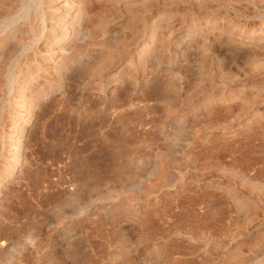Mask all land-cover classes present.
I'll return each instance as SVG.
<instances>
[{
    "label": "rangeland",
    "instance_id": "rangeland-1",
    "mask_svg": "<svg viewBox=\"0 0 264 264\" xmlns=\"http://www.w3.org/2000/svg\"><path fill=\"white\" fill-rule=\"evenodd\" d=\"M133 1L0 14V264H264V3Z\"/></svg>",
    "mask_w": 264,
    "mask_h": 264
},
{
    "label": "bare ground",
    "instance_id": "bare-ground-1",
    "mask_svg": "<svg viewBox=\"0 0 264 264\" xmlns=\"http://www.w3.org/2000/svg\"><path fill=\"white\" fill-rule=\"evenodd\" d=\"M91 1H93V0H61V2L63 3V6L64 7H66V8H69L70 6H72V7H75V14H74V16H73V18H74V21H75V24H77V26L82 30V32L84 33V36H86L87 38H92V36H93V34H94V32H95V30H99L100 29V31L101 30H104V31H102V37H103V40H110V38L109 37H107V32H106V30H107V27H108V24H109V20H110V18L112 17V16H115L114 15V13H115V4L117 3V1H120V0H107V2L109 3V9H108V11L107 12H104V11H91V10H89L88 8H89V6H88V4H90L91 3ZM128 1H130V0H128ZM133 1V0H132ZM171 1V0H170ZM178 1V0H177ZM208 1H217V0H208ZM241 1V0H240ZM248 1V4H254V3H257V2H262V3H264V0H247ZM94 2V1H93ZM122 2V1H121ZM123 2H125V1H123ZM122 2V3H123ZM134 2V1H133ZM165 2H166V0H165ZM203 3V2H202ZM209 3V2H208ZM9 4V0H0V14L1 13H3V12H6V10H8L7 8V5ZM155 4V3H154ZM10 5V4H9ZM8 5V6H9ZM12 5V4H11ZM10 5V6H11ZM135 5V4H134ZM168 5V4H167ZM166 5V6H167ZM171 5V4H170ZM169 5V6H170ZM174 5V4H173ZM150 6H152V5H150ZM172 6V5H171ZM13 8H14V6H12ZM125 7V6H124ZM156 7V6H155ZM10 8V7H9ZM95 9V8H94ZM11 11V10H10ZM10 11H9V13H7V14H11L10 13ZM175 11V10H174ZM114 12V13H113ZM17 13V12H16ZM52 13V12H51ZM141 13V12H140ZM113 14V15H112ZM157 14V13H156ZM170 14V13H169ZM54 15V14H53ZM4 16V15H3ZM7 16H9V15H7ZM5 17V16H4ZM3 17V18H4ZM21 17V16H20ZM27 17V16H26ZM209 17V16H208ZM8 18V17H7ZM114 18V17H113ZM112 18V19H113ZM147 18V17H146ZM149 18V17H148ZM2 19V18H1ZM1 19H0V21H1ZM191 19V18H190ZM5 20V19H4ZM25 20H27V19H25ZM33 20V19H32ZM148 20V19H147ZM207 20V19H206ZM190 21V20H189ZM3 22V21H2ZM197 22V21H196ZM195 22V23H196ZM193 23H194V21H193ZM194 23V24H195ZM29 24H31V23H29ZM218 24V23H217ZM217 24H216V20H208V21H206V26L204 25V29H205V31L206 32H204V33H200V35H201V37H202V39H203V41L201 40V42H202V45H203V49L206 51V52H208V53H211V52H214L215 53V47H216V45L218 44V41H217V39L215 38V36H214V38H212L213 37V35L217 32L218 33V36L222 33V31L220 30V28H218V26H217ZM22 25H24V24H22ZM21 25V26H22ZM193 25V24H192ZM163 26V25H162ZM199 26V25H198ZM197 26V27H198ZM14 27V26H13ZM29 27V26H28ZM27 27V28H28ZM8 28H10V27H8ZM19 28H21V27H19ZM30 28V27H29ZM203 28H201V30L203 29ZM7 29V28H6ZM30 29H32V27L30 28ZM167 29L168 30H172V28H171V26L169 25L168 27H167ZM166 29V30H167ZM198 29V28H197ZM200 29V28H199ZM4 30V29H3ZM2 30V31H3ZM10 30V29H9ZM20 30V29H19ZM21 30H22V32L24 31V28L22 29L21 28ZM20 30V31H21ZM33 30V29H32ZM46 30V29H45ZM8 31V30H7ZM196 31V30H195ZM4 32V31H3ZM27 32V31H26ZM81 32V31H80ZM109 32V31H108ZM194 32V31H193ZM200 32H202V31H200ZM5 33L7 34L8 32H6L5 31ZM23 33H25V32H23ZM32 33H33V31H32ZM45 33V32H44ZM157 31L155 32L153 29H152V31L151 32H149V34H148V38L151 40V42L153 43L155 40H157V42H159V44H160V47H161V45H164V44H167V43H169V41L171 40V38L168 36L167 38H164V36H162V37H158L157 36ZM198 33H199V30H198ZM1 34V33H0ZM5 34V35H6ZM13 34H14V31H10L8 34H7V36L4 38V39H1V41H0V43L2 44L3 42H4V40H7V38H12L13 37ZM16 34V33H15ZM18 34V33H17ZM19 34L20 35H22V33L21 32H19ZM40 34V33H39ZM80 34V33H79ZM159 34V33H158ZM24 35V34H23ZM22 35V36H23ZM69 35H71L70 37L71 38H69V39H71V40H74L75 38H76V33H74V32H72V33H70V34H66L65 36H64V39H67L68 37H69ZM217 35V34H216ZM171 36V35H170ZM242 36V35H241ZM1 37V36H0ZM4 37V36H3ZM19 37V36H18ZM25 37V36H24ZM30 37H32L31 36V33H30ZM43 37V36H42ZM49 36H47V38H48ZM122 37V36H121ZM235 37H236V35H235ZM258 37V36H257ZM44 38V37H43ZM81 38H82V36H81ZM117 38H119V37H117ZM189 38V37H188ZM191 39V38H190ZM240 39V38H239ZM241 39H242V37H241ZM70 40V41H71ZM112 40V39H111ZM230 40V39H229ZM235 41H236V39H235ZM238 41V40H237ZM188 42H190V41H188ZM232 42V41H231ZM49 43H51V42H49ZM130 43V42H129ZM235 43V42H234ZM45 44V43H44ZM158 44V43H157ZM240 44V43H239ZM73 45H75V44H73ZM81 45H83L84 46V44L83 43H81ZM101 45L103 46V47H106L107 48V52H106V55H113L114 53H116V52H120V50L121 49H123L125 46H126V43H125V39L124 38H121V39H118L117 40V42L115 43V40H114V42L113 43H111V44H109V43H106V42H102L101 43ZM48 46V45H47ZM233 46V45H232ZM235 46V45H234ZM58 47V46H57ZM95 47V46H94ZM185 47V46H184ZM189 47H191L190 45H189ZM52 48V47H51ZM97 48V47H96ZM187 48H188V46H187ZM62 49V48H61ZM84 49V48H83ZM85 49H87V48H85ZM100 49V48H99ZM235 50H238L237 48H235ZM67 51L68 50H62V54H63V56L62 57H60L61 59H60V62H64V60L66 59V57H67ZM90 51H91V49H90ZM148 51H149V46H148V44H144V45H142L141 47H140V52H139V54L141 53V54H143V53H148ZM210 51V52H209ZM54 52V51H53ZM88 52V51H87ZM86 52V53H87ZM158 53V52H157ZM96 54V53H95ZM95 54L93 55V54H90L89 53V55H93L92 57H94L95 56ZM100 54V53H99ZM145 55V54H144ZM98 56V55H97ZM96 56V57H97ZM101 56H103V54H101ZM149 57V56H148ZM104 58V57H103ZM109 59H110V56H109ZM157 59V58H156ZM159 59V58H158ZM104 61H106V60H104ZM108 61V60H107ZM163 61V60H162ZM259 60H257V61H253V66L255 67V69H257V68H262L263 66H264V62H258ZM264 61V60H263ZM115 62V61H114ZM3 70V69H2ZM3 75V74H2ZM25 75V74H24ZM0 78H1V76H0ZM35 78V77H34ZM31 80V79H30ZM2 81V80H1ZM155 81V80H154ZM30 82V81H29ZM157 82V81H156ZM150 83H152V81H150ZM26 84V83H25ZM149 84V83H148ZM148 84H147V86H148ZM153 84H155V82L153 83ZM158 85V84H157ZM28 86H29V84H28ZM27 86V89L29 88ZM152 86V85H151ZM160 87V86H159ZM153 88H154V86H153ZM156 88V87H155ZM115 90V89H114ZM23 91V90H22ZM240 94V93H239ZM24 96V95H23ZM238 98V97H237ZM240 98V97H239ZM15 99V98H14ZM40 99V98H39ZM42 99H43V97H42ZM41 99V100H42ZM210 99H212V100H209V102L211 101L212 102V104H213V101L214 102H217L218 101V99H216V98H210ZM39 101V100H38ZM205 101V100H204ZM203 101V102H204ZM29 102V107L30 108H32V107H34L36 104H37V98L35 97V96H33V95H31L30 96V100L28 101ZM211 102H210V104H211ZM241 103V102H240ZM254 103V102H253ZM252 103V105H254ZM43 105V104H42ZM248 104H246V106H247ZM252 105H250V106H248V107H252ZM36 106H38V104L36 105ZM205 106H207L206 105V102H205ZM208 107V106H207ZM212 108V107H211ZM246 108V107H245ZM29 109V108H28ZM30 110V109H29ZM34 110V109H33ZM32 110V111H33ZM32 114H33V112H32ZM28 115V114H27ZM30 117V116H29ZM28 117V118H29ZM28 124V123H27ZM261 129V128H260ZM20 138H22V136L20 137ZM20 143V142H19ZM2 144V143H1ZM4 144V143H3ZM3 148V147H2ZM13 167H15V166H13ZM14 172V171H13ZM15 175V174H14ZM22 176V175H21ZM229 195V194H228ZM259 241H261V240H259ZM263 241V240H262ZM262 243L263 242H261V245H262ZM264 245V244H263ZM257 246H259V244H257Z\"/></svg>",
    "mask_w": 264,
    "mask_h": 264
}]
</instances>
